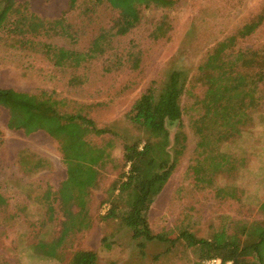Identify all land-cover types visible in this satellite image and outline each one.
Here are the masks:
<instances>
[{"label":"rangeland","instance_id":"1","mask_svg":"<svg viewBox=\"0 0 264 264\" xmlns=\"http://www.w3.org/2000/svg\"><path fill=\"white\" fill-rule=\"evenodd\" d=\"M16 1L47 19L64 16L69 35L53 42L82 55L59 67L41 55L0 47V88L48 91L66 101V111L81 109L107 131L80 143V159L64 161L56 139L44 130L9 129L8 111L0 107V264H70L82 250L96 252V264H207L212 258L201 259L179 237L181 229L204 239L242 226V240L259 233L264 88L229 53L212 80L201 65L217 42L250 23L256 22L254 29L237 47L264 45V21L257 19L264 0H174L166 8L140 9L141 21L125 34L116 24L119 12L106 1L79 0L73 8L69 0ZM174 71L186 79V149L148 211L153 232L171 241L141 245L119 219L104 218L111 205L106 198L129 170L124 145L140 140L142 149L147 137L129 111L149 87L159 94ZM178 130L172 128V138ZM93 144L105 151L104 165L94 161ZM220 190L233 197H220Z\"/></svg>","mask_w":264,"mask_h":264},{"label":"trees","instance_id":"2","mask_svg":"<svg viewBox=\"0 0 264 264\" xmlns=\"http://www.w3.org/2000/svg\"><path fill=\"white\" fill-rule=\"evenodd\" d=\"M78 1L69 0V8L75 7ZM99 1H106L113 10L119 12L116 24L120 34H125L138 25L141 21L140 9L166 8L174 4V0ZM257 19L264 21V8ZM255 23L243 26L236 34L216 43L201 65V71L206 73L208 80L213 79L212 72L217 70L224 55L229 53L240 62L246 76L251 77L257 87L261 85L264 88V45L237 47L239 37L243 40L246 33L254 29ZM68 27L64 16L47 19L29 11L26 5L16 0H0V47L41 55L56 66L63 67L82 55L53 42L55 37H67ZM103 37L105 35L97 39ZM185 83L182 71L172 72L159 94L154 87H149L128 113L130 122L147 137L142 149L140 140L124 145L123 160L125 166L130 165L129 170L122 172L119 181L113 184L110 195L106 198L111 205L104 218L119 219L132 230L133 239L143 242L141 245L152 240L171 241L164 234L153 232L148 211L179 167L186 149L187 137L181 130V98ZM64 105L65 100L57 99L48 91L31 93L14 88H0V107L8 111L9 129L22 130L26 134L44 130L58 141L64 161L80 159L81 155L77 152L80 143L94 134L103 135L107 130L98 128L95 121L83 114L81 109L68 112ZM175 127H179V130L172 138L171 130ZM92 156L96 164L106 163L105 151L97 144H93ZM220 169H215L214 173L221 172ZM198 180L211 185L214 183L213 177H199ZM226 191L220 190L221 194L224 193L220 197H233L229 190ZM260 209L264 214V201ZM244 233L246 226H242V230L234 234L222 231L212 239H204L184 228L179 237L189 246L196 247L201 259L220 257L224 263L233 261V264H264V220L256 236L249 234L247 239L242 240ZM218 249L221 250V255L216 252ZM51 253L46 251V254ZM97 260L96 252L82 250L74 253L70 264H96Z\"/></svg>","mask_w":264,"mask_h":264},{"label":"built area","instance_id":"3","mask_svg":"<svg viewBox=\"0 0 264 264\" xmlns=\"http://www.w3.org/2000/svg\"><path fill=\"white\" fill-rule=\"evenodd\" d=\"M207 264H231V262H222L219 258H212L206 262Z\"/></svg>","mask_w":264,"mask_h":264}]
</instances>
